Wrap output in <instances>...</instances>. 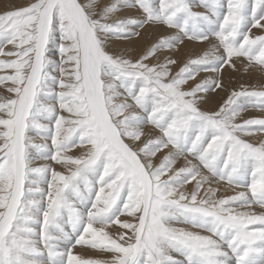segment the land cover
Listing matches in <instances>:
<instances>
[{
    "label": "snow or ice",
    "instance_id": "1",
    "mask_svg": "<svg viewBox=\"0 0 264 264\" xmlns=\"http://www.w3.org/2000/svg\"><path fill=\"white\" fill-rule=\"evenodd\" d=\"M229 70L264 75V0L6 6L0 264H264V84Z\"/></svg>",
    "mask_w": 264,
    "mask_h": 264
},
{
    "label": "bare ground",
    "instance_id": "2",
    "mask_svg": "<svg viewBox=\"0 0 264 264\" xmlns=\"http://www.w3.org/2000/svg\"><path fill=\"white\" fill-rule=\"evenodd\" d=\"M20 1H22V0H3V4L1 3L0 4V9H2V8H5L6 6H10V5H21V4H24V3H22L21 2V4H20ZM256 34H260L259 33V31L258 32H255ZM244 71L243 70H241L240 72H234V74L235 75H237V76H239V77H241V76H243V75H245L246 77H248V78H251L253 81H256L257 83H264V75H262V74H260V73H251V74H248V73H243ZM233 74V72H231L230 70L229 71H226L225 72V79H226V82L228 83V81H230L231 80V75ZM216 101H218L219 100V97H213ZM213 99V101L214 102H216L215 100ZM210 105H207L206 107H209ZM249 112H253L252 110H249ZM249 112H247V113H244V114H242V118H247V115H252L253 117H257V118H259L260 117V115L262 116V117H264V114H262V113H260V114H258V113H249ZM247 114V115H246ZM257 138L258 139H261V138H264V134H257ZM239 190V189H238ZM238 190H233V189H231V188H227V187H225V189H224V192H225V194H228V195H231V194H233V192L234 191H238Z\"/></svg>",
    "mask_w": 264,
    "mask_h": 264
},
{
    "label": "rangeland",
    "instance_id": "3",
    "mask_svg": "<svg viewBox=\"0 0 264 264\" xmlns=\"http://www.w3.org/2000/svg\"><path fill=\"white\" fill-rule=\"evenodd\" d=\"M21 2L22 3H27V0H22V1H20V4H21ZM3 4V0H0V4ZM4 10V8H2V9H0V12H2ZM253 31V33L254 34H256L255 32H258L259 30H257V29H253L252 30ZM153 38H155V34H153ZM204 46H206V45H204ZM243 73H245V72H243ZM231 80L230 81H228V83L231 85V87H234V88H238L241 84H243L244 86H246V87H249V88H253V87H255V88H259L260 87V85L261 84H264V83H257L256 81H253L251 78H248V77H246L245 75H243V76H241V77H239V76H237V75H235L234 74V72H233V74L231 75ZM214 99V98H213ZM215 100V99H214ZM216 101V100H215ZM215 102L213 101V104H214ZM207 105H204L203 107H206ZM210 106H212V105H210ZM254 113L256 112V113H258V114H260V112L259 111H257V110H255V109H251ZM253 112H249V113H253ZM245 115V114H244ZM247 115V114H246ZM251 117H253L252 115H247V118H251ZM259 118H262V116L260 115V117ZM262 134H264V133H262ZM261 135V134H260ZM157 159H159V157H157ZM239 190H242V189H239ZM177 258H181V257H177Z\"/></svg>",
    "mask_w": 264,
    "mask_h": 264
}]
</instances>
